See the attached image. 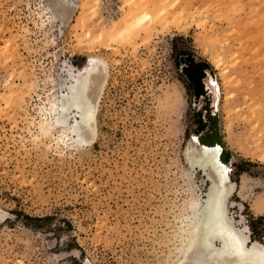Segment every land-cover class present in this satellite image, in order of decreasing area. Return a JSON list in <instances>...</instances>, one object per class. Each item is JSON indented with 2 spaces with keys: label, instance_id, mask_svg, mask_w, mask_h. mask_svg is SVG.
I'll use <instances>...</instances> for the list:
<instances>
[{
  "label": "rangeland",
  "instance_id": "374dc122",
  "mask_svg": "<svg viewBox=\"0 0 264 264\" xmlns=\"http://www.w3.org/2000/svg\"><path fill=\"white\" fill-rule=\"evenodd\" d=\"M129 1L0 0V264H227L183 255L214 139L228 216L264 247V0H154L183 26L105 35ZM93 57L97 135L63 142L41 122Z\"/></svg>",
  "mask_w": 264,
  "mask_h": 264
},
{
  "label": "bare ground",
  "instance_id": "6f19581e",
  "mask_svg": "<svg viewBox=\"0 0 264 264\" xmlns=\"http://www.w3.org/2000/svg\"><path fill=\"white\" fill-rule=\"evenodd\" d=\"M150 3L153 4L155 1L130 0V11L125 14L120 23L110 25L111 27H108L105 35L115 37L118 32H127L128 29L137 34L135 32H138L139 28L148 30L157 22L169 26L175 25L179 28L183 26L180 22L182 20L180 15L177 16L174 13L172 15L169 12L167 15L160 14L161 11L150 8ZM147 4L149 7H145ZM124 28L126 29L123 30ZM90 60L96 63H88L74 75L67 74L70 80L67 86H64L65 90H62L61 95L59 94L58 99L54 100L49 108V114L53 116V119L50 121L44 119L41 122V126L56 127L61 132L63 142L65 139L86 145L90 142L88 136H91L92 141L97 135L98 106L108 74L106 72L101 73L100 70L97 71L98 66L105 65L100 58L93 57ZM90 104L93 107L91 120L88 111ZM62 108L64 111H61ZM57 119L60 123H57ZM216 145H220V142L214 139L211 143L194 144L192 147L193 150L189 157L190 169H197L204 173L209 183V189L203 196V201L194 199L190 203L192 209L188 217L189 234L187 241H185L186 246L184 245L187 249L183 247V250L184 248L186 250L183 255L185 256L190 247L193 246L194 251L204 255L207 259L221 260L227 264H264V257L260 255V252L264 251V247L258 242L250 243L244 234L245 232L243 233L242 229L236 228V224L228 216L227 202L236 190L235 182L229 180L228 173L225 177L226 183L223 185V190L227 194L223 196L222 201L220 199L223 190L220 186L219 170L213 165L211 157L212 150ZM205 148L208 149L207 152H205ZM216 159L223 163L221 152L216 154ZM218 205L222 207L224 213L222 220L217 215ZM246 229H249L247 225ZM217 243L220 244V247H216Z\"/></svg>",
  "mask_w": 264,
  "mask_h": 264
},
{
  "label": "snow or ice",
  "instance_id": "6c2138e0",
  "mask_svg": "<svg viewBox=\"0 0 264 264\" xmlns=\"http://www.w3.org/2000/svg\"><path fill=\"white\" fill-rule=\"evenodd\" d=\"M50 6L53 7L54 9H59L61 7V5L59 3H52ZM89 63L95 64L96 62L90 60ZM212 83H213V86H215V81H213ZM61 111H64V109L62 108ZM88 111H89V119L91 120V117L93 114V107L91 104L89 105ZM57 123H60L59 119H57ZM214 131H215L214 128L210 129V132H214ZM207 151H208V149L205 148V152H207ZM221 151H222V146L216 145L212 150L211 157H212L213 165L219 170L220 186L223 190V185H224V183H226L225 177H226L227 173L229 172V168L226 167L225 164L221 163L219 160L216 159V154L221 152ZM225 194H227V192L223 190L221 193V197H220L221 201L223 200V196ZM217 215L220 218V220L223 219L224 213H223L222 207L220 205H218ZM260 255L262 257H264V251H261ZM86 264H88V262H86Z\"/></svg>",
  "mask_w": 264,
  "mask_h": 264
},
{
  "label": "trees",
  "instance_id": "16d2710c",
  "mask_svg": "<svg viewBox=\"0 0 264 264\" xmlns=\"http://www.w3.org/2000/svg\"><path fill=\"white\" fill-rule=\"evenodd\" d=\"M250 227L252 228V233H254V232H255V230L253 229V226H252V225H250Z\"/></svg>",
  "mask_w": 264,
  "mask_h": 264
}]
</instances>
